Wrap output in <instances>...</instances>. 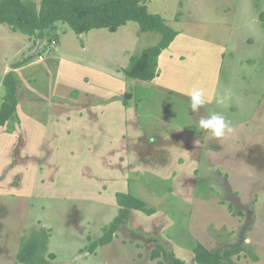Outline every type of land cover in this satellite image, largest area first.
<instances>
[{
    "label": "rangeland",
    "instance_id": "374dc122",
    "mask_svg": "<svg viewBox=\"0 0 264 264\" xmlns=\"http://www.w3.org/2000/svg\"><path fill=\"white\" fill-rule=\"evenodd\" d=\"M145 4L178 30L152 80L123 72L162 37L136 21L83 34L57 22L41 42L0 24V105L9 71L19 99L4 125L17 135H0V264H25L16 258L22 239L42 230L45 264H175L170 253L197 264V241L212 251L239 246L236 264H264V0ZM193 87L207 101L198 112ZM213 112L233 132L214 138L197 127ZM123 191L155 212L132 209L113 241L90 253ZM158 245L167 257L152 258Z\"/></svg>",
    "mask_w": 264,
    "mask_h": 264
},
{
    "label": "trees",
    "instance_id": "16d2710c",
    "mask_svg": "<svg viewBox=\"0 0 264 264\" xmlns=\"http://www.w3.org/2000/svg\"><path fill=\"white\" fill-rule=\"evenodd\" d=\"M128 21H136L141 31H156L161 34L157 45L145 48L139 55L132 56L130 63L123 69L124 74L132 79L152 80L157 74L158 59L163 49L167 48L178 34L169 26L165 19L157 13L148 10L145 0H0V24H7L13 31L29 36L46 38L48 31L57 28V22L69 24L77 33H87L94 28H107L116 31ZM24 61H19L13 67H19ZM5 95L0 105V125L4 126L14 118L18 110L17 84L13 71L4 77ZM131 97L126 93L125 102ZM116 200L119 212L114 219L103 227V233L90 243L89 252L93 253L99 246L113 241L117 231L121 229L132 209L141 210L147 214L155 212L146 203L131 193L117 192ZM49 233L46 230L32 232L22 239V244L16 258L25 264H45L48 250ZM167 250L158 245L152 258ZM194 261L197 264H236L233 255L241 252L239 246L225 251L210 250L202 242L193 246ZM51 258L54 253L49 255ZM175 264H186L183 260L170 253ZM159 264H165L158 261Z\"/></svg>",
    "mask_w": 264,
    "mask_h": 264
},
{
    "label": "clouds",
    "instance_id": "9594fccd",
    "mask_svg": "<svg viewBox=\"0 0 264 264\" xmlns=\"http://www.w3.org/2000/svg\"><path fill=\"white\" fill-rule=\"evenodd\" d=\"M187 95L192 112H198L207 102L204 91L199 87H193ZM228 98V96H218L216 103L224 104ZM197 127L214 138H222L226 134L233 132L231 121L222 112H213L210 115L200 117ZM244 243L248 244L250 240L246 238Z\"/></svg>",
    "mask_w": 264,
    "mask_h": 264
},
{
    "label": "crops",
    "instance_id": "0c3cea01",
    "mask_svg": "<svg viewBox=\"0 0 264 264\" xmlns=\"http://www.w3.org/2000/svg\"><path fill=\"white\" fill-rule=\"evenodd\" d=\"M18 94H19V92H18ZM87 95V94H86ZM125 95H126V93H125ZM19 97V96H18ZM87 97H85V98H83V96H80V97H78V98H74L75 100H73V99H71L70 100V103H75V104H80L81 103V101H83L84 99H86ZM18 105H19V99H18ZM19 107V106H18ZM4 128H5V126L0 130V135L1 136H9V137H15L16 135H13V133H10V132H6V131H4ZM15 134V133H14ZM15 142V139L13 140V143ZM16 142H17V138H16ZM121 152H123L124 154H125V151H121ZM199 154H201L200 153V151H198L197 153H195L194 155H197V157L195 158V163L194 164H197V162H198V155ZM107 156H111V155H107ZM125 156H126V154H125ZM124 156V159H122L121 157L118 159L119 160V163L121 164V169H123V163H125V159H126V157ZM200 156V155H199ZM193 163H192V165L190 166V168L188 169V175H186V179H184L183 180V184H185L189 179H191L192 180V178H193V176H192V171H191V167L194 165ZM115 177H116V180H117V176L115 175ZM186 186V185H185ZM137 187H133V189H136ZM124 192V191H123ZM124 193H127V192H124ZM134 195V194H133ZM134 196H136V195H134ZM136 197H138V196H136ZM139 198V197H138ZM141 199V198H140ZM142 200V199H141ZM143 201L146 203V201L143 199ZM116 203H117V200H116ZM117 206L119 207V205H118V203H117ZM146 206L147 207H149L148 205H147V203H146ZM149 208H151V207H149ZM152 209H154V208H152ZM134 210V209H133ZM135 210H137V209H135ZM155 210V209H154ZM141 211V210H140ZM143 212V211H142ZM131 213V212H130ZM145 213V212H144ZM132 214V213H131ZM147 214V213H146ZM130 215V214H129ZM156 215V214H155ZM135 216V215H134ZM156 218V217H155ZM154 218V219H155ZM153 221H157V220H153ZM160 221L162 222V223H164V220H163V217H161L160 218ZM190 250H192V253H193V256H194V252H193V247L192 248H190ZM179 258V257H178Z\"/></svg>",
    "mask_w": 264,
    "mask_h": 264
},
{
    "label": "water",
    "instance_id": "95a60500",
    "mask_svg": "<svg viewBox=\"0 0 264 264\" xmlns=\"http://www.w3.org/2000/svg\"><path fill=\"white\" fill-rule=\"evenodd\" d=\"M43 40H44V38H40V42L43 41Z\"/></svg>",
    "mask_w": 264,
    "mask_h": 264
}]
</instances>
